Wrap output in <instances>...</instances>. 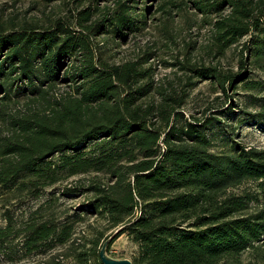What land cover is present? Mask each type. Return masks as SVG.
Instances as JSON below:
<instances>
[{"label":"trees","instance_id":"16d2710c","mask_svg":"<svg viewBox=\"0 0 264 264\" xmlns=\"http://www.w3.org/2000/svg\"><path fill=\"white\" fill-rule=\"evenodd\" d=\"M43 1L72 6L19 22L0 13V188L37 199L46 187L92 176L61 188L65 196H87L73 215L56 216L54 195L19 223L6 215L0 253L22 236L27 255L69 245L74 264H104L98 247L109 235L98 232L87 248L74 236L84 212L116 229L111 243L126 233L139 245L133 264H221L260 253L264 147L234 141L214 150L203 124L181 111L189 91L156 90L152 66H145L152 52L122 63L104 58L108 43L146 27L136 6ZM190 1L210 26L209 54L223 58L242 44L239 72L220 62H179L186 86L214 79L225 96L239 82L262 89L264 82L247 80V73L251 62L264 71V0ZM249 115L264 125V98ZM248 182L253 186L241 193L229 191Z\"/></svg>","mask_w":264,"mask_h":264},{"label":"rangeland","instance_id":"374dc122","mask_svg":"<svg viewBox=\"0 0 264 264\" xmlns=\"http://www.w3.org/2000/svg\"><path fill=\"white\" fill-rule=\"evenodd\" d=\"M72 1L69 0L70 3ZM122 2L136 6L137 11L145 15L147 25L143 30L133 33L125 41L121 40L118 44L116 41L108 43L105 47L104 58H108L111 63H122L138 59L147 51L152 52L153 58L145 66H152L155 73L153 79L156 90L161 89L162 91L176 92V94H180L183 89L189 91L181 111L185 118L197 119L199 124H203L201 127L212 139L214 150L227 149L234 141L246 146L264 147V125L259 124L249 115L258 109L264 98V87L249 90L243 87L244 82H239L238 88L233 93L231 91L229 96H225L214 79L202 80L194 88H189L186 86L188 75L185 74V71H180V66L183 63L200 66L205 63L214 65L220 62V66L233 72H239V48L242 43L229 48L223 58L216 59L214 54H209L206 46L210 42V26L205 25L200 14H196L190 0H104L101 1V6H110L113 9ZM65 4L67 6L63 1L45 4L43 0H0V13H4L8 18L17 16L18 22L25 19H45L46 14L60 15L62 11H67L68 6H72L68 3ZM65 11L63 14L66 13ZM245 40L247 39L245 38L243 42ZM176 63L177 66L174 65ZM248 69L247 80L264 82V71L252 62L248 65ZM156 93V100H159L162 95ZM230 100L232 101L230 102ZM225 102H230L229 108ZM216 110L217 112H213ZM210 117L215 118L214 121L205 126L206 120ZM89 176L92 175L77 176L46 187L37 199L15 197L14 187L0 188V226H5L7 223L6 215H12L19 223L52 195L59 198L55 208L57 217L75 214L84 206V199L87 196L84 194L65 196L62 195L61 188L65 185H76L79 179L89 178ZM252 186L253 183L248 182L231 188L229 191L241 193L244 188ZM84 208L86 210V207ZM84 213L86 219L76 223L74 235L83 248L90 246V240L98 232L103 231L106 238L116 230L108 228L105 219L92 213ZM22 240V236L9 240L6 244L7 252L0 253V264H48L58 260H60V264H74L72 257L67 255L69 254V245L57 246L53 250L27 255L22 250ZM101 246L102 243L98 249ZM138 251L139 245L126 233L110 244V253L117 258L128 257L133 260ZM221 264H264V242L260 253L248 251L243 254L241 262L225 260Z\"/></svg>","mask_w":264,"mask_h":264},{"label":"water","instance_id":"95a60500","mask_svg":"<svg viewBox=\"0 0 264 264\" xmlns=\"http://www.w3.org/2000/svg\"><path fill=\"white\" fill-rule=\"evenodd\" d=\"M112 236L108 237L100 248V256L104 264H133V261L128 258H117L111 255L108 251V246L111 243Z\"/></svg>","mask_w":264,"mask_h":264}]
</instances>
